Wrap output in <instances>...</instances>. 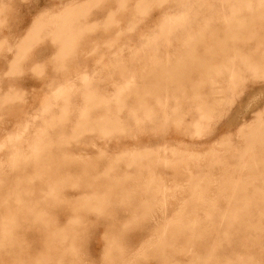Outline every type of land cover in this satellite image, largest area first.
I'll use <instances>...</instances> for the list:
<instances>
[{"label": "rangeland", "instance_id": "1", "mask_svg": "<svg viewBox=\"0 0 264 264\" xmlns=\"http://www.w3.org/2000/svg\"><path fill=\"white\" fill-rule=\"evenodd\" d=\"M0 264H264V0H0Z\"/></svg>", "mask_w": 264, "mask_h": 264}, {"label": "bare ground", "instance_id": "2", "mask_svg": "<svg viewBox=\"0 0 264 264\" xmlns=\"http://www.w3.org/2000/svg\"><path fill=\"white\" fill-rule=\"evenodd\" d=\"M232 79V76H230V80ZM125 86V85H124ZM56 94V93H55ZM56 96H59V94H56ZM117 97V96H116ZM203 117V116H202ZM259 121V120H258Z\"/></svg>", "mask_w": 264, "mask_h": 264}]
</instances>
